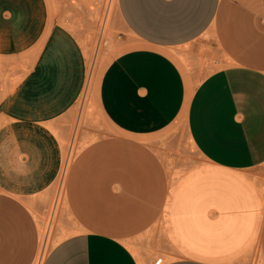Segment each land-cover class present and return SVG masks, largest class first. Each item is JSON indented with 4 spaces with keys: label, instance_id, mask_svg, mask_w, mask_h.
Masks as SVG:
<instances>
[{
    "label": "crops",
    "instance_id": "1",
    "mask_svg": "<svg viewBox=\"0 0 264 264\" xmlns=\"http://www.w3.org/2000/svg\"><path fill=\"white\" fill-rule=\"evenodd\" d=\"M116 3L140 42L99 84L120 136L77 156L69 191L95 224L57 242L42 264H141L127 240L153 225L168 246L163 264H229L256 249L264 264V0ZM201 39L204 55L223 65L193 87L174 51ZM0 56L32 59L8 93L0 82V264H33L40 232L22 197L61 171L51 125L82 93L87 60L49 0H0ZM179 117L199 157L171 178L169 161L153 153L158 143L142 139Z\"/></svg>",
    "mask_w": 264,
    "mask_h": 264
},
{
    "label": "rangeland",
    "instance_id": "2",
    "mask_svg": "<svg viewBox=\"0 0 264 264\" xmlns=\"http://www.w3.org/2000/svg\"><path fill=\"white\" fill-rule=\"evenodd\" d=\"M49 2L53 18H57L59 23L71 30L83 47L87 72L84 89L77 101L51 125L63 148V164L59 175L43 191L22 197L31 209L42 235L35 260L42 258V255L46 256L64 237L92 228L95 224L90 214L76 212L69 191V176L73 163L87 144L120 136L101 110L99 84L105 68L116 56L140 44L138 38L122 23L117 11V0H49ZM210 37L211 34L208 33L203 39ZM203 39L195 46L174 51L176 59L189 74L193 87L205 75L223 65L216 61V57L204 55ZM193 47L198 54L197 57L190 52ZM31 63L30 56H0V82L5 94L22 80ZM142 141L158 143L154 146L156 149L153 153L169 161L167 169L171 178L182 173L194 163L195 158L199 157L190 142L187 121L184 118H177L162 131L146 136ZM67 160L69 166L66 175L63 176ZM127 243L137 259L139 260V252L147 264H154L157 257L167 259L169 255L161 225H153L145 232L128 239ZM229 264H262V261L256 249L255 255L251 250L247 255Z\"/></svg>",
    "mask_w": 264,
    "mask_h": 264
},
{
    "label": "bare ground",
    "instance_id": "3",
    "mask_svg": "<svg viewBox=\"0 0 264 264\" xmlns=\"http://www.w3.org/2000/svg\"><path fill=\"white\" fill-rule=\"evenodd\" d=\"M87 55H88V57L89 58H91L90 57V55L87 53ZM68 160H69V158H67ZM67 160V163H66V165H65V168H64V172H63V176L64 175H66V172H67V168H68V166H69V161ZM65 185V184H64ZM65 188V187H64ZM60 197H61V195H60ZM61 200V199H60ZM67 209V208H66ZM37 216V215H36ZM37 218V217H36ZM39 219V221L41 220L40 218H38ZM43 222V221H42ZM42 224V223H41ZM40 224V225H41ZM39 225V226H40ZM42 227H44V226H42ZM43 228H41V230H42ZM41 232V231H40ZM45 231H43V233H44ZM40 235H41V233H40ZM42 236V235H41ZM47 238V237H46ZM41 240V239H40ZM42 240H43V238H42ZM47 240V239H46ZM42 242V241H41ZM40 246H41V244H40ZM43 246H44V243H43ZM37 258V257H36ZM44 258H45V255H42V258H38V259H36L35 260V263L34 264H42V262H43V260H44ZM140 261H141V264H145V261H144V259H143V257H141L140 258Z\"/></svg>",
    "mask_w": 264,
    "mask_h": 264
},
{
    "label": "built area",
    "instance_id": "4",
    "mask_svg": "<svg viewBox=\"0 0 264 264\" xmlns=\"http://www.w3.org/2000/svg\"><path fill=\"white\" fill-rule=\"evenodd\" d=\"M164 258L163 257H157L154 261V264H163Z\"/></svg>",
    "mask_w": 264,
    "mask_h": 264
}]
</instances>
